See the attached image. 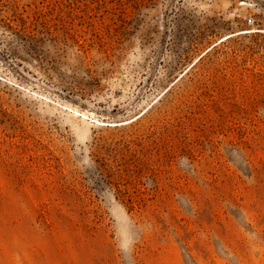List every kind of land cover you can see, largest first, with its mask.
Here are the masks:
<instances>
[{
    "label": "rangeland",
    "instance_id": "374dc122",
    "mask_svg": "<svg viewBox=\"0 0 264 264\" xmlns=\"http://www.w3.org/2000/svg\"><path fill=\"white\" fill-rule=\"evenodd\" d=\"M0 264H264V0H0Z\"/></svg>",
    "mask_w": 264,
    "mask_h": 264
},
{
    "label": "bare ground",
    "instance_id": "6f19581e",
    "mask_svg": "<svg viewBox=\"0 0 264 264\" xmlns=\"http://www.w3.org/2000/svg\"><path fill=\"white\" fill-rule=\"evenodd\" d=\"M107 125H111V126H114V125H117V124H113V123H112V124H107Z\"/></svg>",
    "mask_w": 264,
    "mask_h": 264
},
{
    "label": "trees",
    "instance_id": "16d2710c",
    "mask_svg": "<svg viewBox=\"0 0 264 264\" xmlns=\"http://www.w3.org/2000/svg\"><path fill=\"white\" fill-rule=\"evenodd\" d=\"M211 49H212V48H211ZM211 49H210V50H211ZM208 51H209V50H208ZM208 51H207V52H208ZM199 59H200V58H199ZM122 125H123V124H122Z\"/></svg>",
    "mask_w": 264,
    "mask_h": 264
},
{
    "label": "built area",
    "instance_id": "2783aa9c",
    "mask_svg": "<svg viewBox=\"0 0 264 264\" xmlns=\"http://www.w3.org/2000/svg\"><path fill=\"white\" fill-rule=\"evenodd\" d=\"M249 21H251V20L248 19V22H249Z\"/></svg>",
    "mask_w": 264,
    "mask_h": 264
}]
</instances>
